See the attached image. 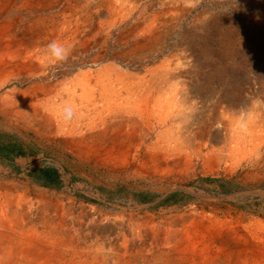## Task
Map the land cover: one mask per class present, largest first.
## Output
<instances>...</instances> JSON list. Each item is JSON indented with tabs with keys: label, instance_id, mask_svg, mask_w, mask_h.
Listing matches in <instances>:
<instances>
[{
	"label": "rangeland",
	"instance_id": "rangeland-1",
	"mask_svg": "<svg viewBox=\"0 0 264 264\" xmlns=\"http://www.w3.org/2000/svg\"><path fill=\"white\" fill-rule=\"evenodd\" d=\"M2 2L0 3V14L1 6L6 3V0ZM20 2L14 6L15 8H9L8 20L18 17L21 26L63 25L64 27L69 25L68 27L73 28L79 24L84 25L85 32H89L98 24L102 27V32L99 34L109 32L110 41L105 44L106 50L103 52L102 46L104 45L99 41L98 35L97 43L90 46L88 54L82 53L81 48H78L77 52L66 49L68 52L66 59H57L51 55L50 48L46 46L42 50L41 57L47 58L48 62L36 75L17 71H9L6 74L5 84L0 90V144H7L4 147L0 146V204L3 202L4 210L1 214L4 218L2 215L1 217L4 220L9 219L12 222L13 219H17L14 221L15 228L10 232L11 238L21 242L20 236L23 232L20 235L16 224L26 215L35 220L44 214L43 216L47 219L56 221L61 216L66 218L69 224L74 225L72 231L76 232L79 249L84 253H89L93 249L97 251L104 248V250L112 249L120 239L122 241L123 237L131 241L132 238H136L139 227L149 222L150 229H154L149 237H144L148 239L149 244L143 249L132 250V252L127 250L126 253L133 257V254L137 255L140 252L150 258L151 254L156 255L159 249V242H157L159 231L157 230L170 226L173 220L181 217H189L192 214L213 216V210L219 208L236 211L248 218L264 220V0H35L36 6L30 10L20 9L22 6ZM37 4L41 6L37 8ZM107 5L108 7H104ZM108 10L111 12L117 10L119 14H127L125 25L110 27L112 19L108 18ZM153 19L157 20L153 39L147 44L137 45L139 39L129 34L130 29L137 23L149 25L153 23ZM6 20L0 18V23ZM157 38L158 40H154ZM165 55L171 57L167 59ZM173 61H176L173 64L177 63V65L167 67ZM110 65L118 67L125 75L135 78L131 79V84L127 85L129 87L119 88L113 85L115 87L113 90L126 93L125 97L119 96L121 100L117 102L121 105L127 104L129 110L132 109L127 111L129 117L133 114L141 116L140 120L130 117L131 121L135 120L138 124L140 122L139 126H123L119 119L117 127L116 123L110 122L112 120L109 117V121H104L101 129L102 132H110L107 136L96 134L85 136V133H82L78 136H66L65 140L58 141L57 145H61L59 151L61 150L60 153L65 156L63 158H19L18 156L27 153L21 148L20 143L15 145L17 141L15 136L9 135L7 130L13 129L16 124L22 125L23 123V125L31 126L35 117L26 116L25 120L20 118L18 110L21 103H28L32 95L28 96L25 101L18 102L17 94L25 92L36 84L52 85L51 88L55 86L52 91L57 87H70L71 90H76L80 88L82 72H86L88 76L85 77L90 83L96 81V87L101 89L97 84L101 78L97 74L102 67ZM74 73H78L80 78L70 82L61 79ZM149 76L159 77L161 80L167 78L166 85L163 84V88H167L160 91V94L153 91L150 96L148 95L149 100L143 103L142 93L148 88L142 82ZM50 79L54 81L49 82ZM21 85H24L26 89L19 91L17 87L20 88ZM174 94L177 97L175 99L180 98V104L183 106L181 109L184 114L186 113L185 121L182 120V127L189 128L188 132L191 134L203 132L202 135L207 136L206 140L211 145L215 159L212 160L206 172L203 169V161H199L189 175L190 178L181 179L185 180L183 183L179 180L173 184L168 182L157 184V182L134 175L132 169H127V172L119 175L103 170L82 168V159L78 157L82 155L81 148L69 147L72 142L91 141L93 138V143H96L103 137L106 138L103 140L116 139L128 141V144L133 140H138L139 144L149 142L158 125L157 115L169 114L170 109L174 107L176 109L179 105V101L173 99ZM111 95L116 94L112 92ZM185 96L187 99L185 98L184 101L182 98ZM158 97H161L162 103H156ZM107 111L108 108H106L108 116ZM167 116L169 119H167L166 128L172 126L170 116ZM50 125L48 122L47 126ZM86 130L90 128L87 127ZM131 153H135L134 148L131 149ZM108 176L116 180L112 181L107 178ZM48 178L50 183L46 184ZM13 184L30 185L35 190L46 192L50 197L48 200H51V205L45 208L43 206L45 201L41 202L34 193L26 194L25 190L20 191L21 193L17 192L16 195L11 191ZM3 195L6 196L5 200ZM8 200H12V209L18 212L13 219L4 214ZM56 201L62 207L59 211L53 207ZM28 205L30 206L26 207ZM39 210H42V213ZM94 220L95 224H92ZM76 223H80L81 226L85 224L82 231L84 233L82 235L85 236L79 233L75 227ZM28 227L25 230L28 236H35V233L40 235L44 231L40 226H37V229L34 224ZM174 231L180 232V229L177 228ZM16 247L13 248L14 251L22 250ZM135 264H143V262L136 261Z\"/></svg>",
	"mask_w": 264,
	"mask_h": 264
},
{
	"label": "bare ground",
	"instance_id": "bare-ground-1",
	"mask_svg": "<svg viewBox=\"0 0 264 264\" xmlns=\"http://www.w3.org/2000/svg\"><path fill=\"white\" fill-rule=\"evenodd\" d=\"M2 1L3 0H0V3ZM19 1H21L20 4L22 5L20 9L25 8V10L26 9L30 10L31 8H34V6H36L34 3L35 0H6V3L4 5L2 4V6H1L0 18L8 20L7 17H8L9 8H12V7L15 8L14 6ZM112 1H114V0H112ZM123 2H125V1H123ZM123 2H121V3H123ZM50 3H52V2H50ZM111 3H113V2H111ZM20 4H18V5H20ZM40 4H39V6L37 4V8L41 6ZM125 4H126V2H125ZM51 5H53V4H51ZM118 6H119V3H118ZM104 7H108V5L104 6ZM72 8H73V6H72ZM83 8H84V6H83ZM126 8H129V7H126ZM90 9H92V8H90ZM112 9H114V8H112ZM117 10L115 12H113V11L111 12V10H108L109 11L107 13L108 18L112 19L110 27H114L116 25H125V23L127 21V18H126L127 14H119V12H117ZM133 10H135V9H133ZM123 13H124V11H123ZM125 13H128V12H125ZM99 15H101V14H99ZM129 15H130V12H129ZM74 17H76V16H74ZM77 17H79V16H77ZM80 17H82V16H80ZM143 17H144V15H143ZM20 19H21V17H20ZM43 19H45V18H43ZM7 20L4 23H0V90H1V87L5 84V81H6L5 79L7 77L6 74L9 73V71H17V72H23V73L29 72L32 75H36L40 71V69H42L48 62L47 58L41 57L43 48H46V46L49 47V45L54 41L56 43H58L59 45H61L64 49H67V50H70L73 52H77V51H79L78 48H81L82 53L88 52V50L91 48L90 46L96 42V38L98 35L100 38L99 41L103 42L101 44L104 45V46H102L103 52H105V50H106L105 44H107L108 41H110L109 40L110 39V33L109 32L104 33L102 35L99 34V32H102V27H100L101 25H98V24L93 29L89 30V32H85L86 28L83 27L84 25L80 26L79 24L74 26L73 28L68 27L69 25L64 26V27H62L63 25L62 26L57 25V26H52V27L30 26V25L21 26V25H19L18 17L17 18L14 17L12 19L10 18V20H8V21ZM156 21H157L156 19H153V21H152L153 23H151L149 25L144 24V23H142V24L137 23L136 26H134L132 29H130L129 34L134 36V38L139 39L137 42V45L147 44L153 39V36L155 35V27H156L155 23H156ZM95 22H96V19H95ZM131 24H133V23H131ZM81 25H82V23H81ZM129 28H130V26H129ZM126 35L127 34H125V36ZM129 37H131V36H129ZM119 40H121V39H119ZM154 40H158V38L154 39ZM151 44H153V43H151ZM135 46H136V44H135ZM51 55L55 56L52 51H51ZM165 56H167V55H165ZM170 57L167 56V59ZM102 59L103 58H101V60ZM174 62H176V61L170 62L167 65V67L176 66L177 63L173 64ZM164 67H163V69H164ZM181 68H183V67L181 66ZM164 71H165V69H164ZM169 73H171V72H169ZM85 76H88V75L87 74L83 75L82 81L79 82V86H80V88H82L83 91H86V90L89 91L88 89H90L89 85L91 83ZM97 76L98 77L100 76V78H101V81L98 82L97 84L102 89L100 97L103 99V104H105L104 107L108 108L109 117L111 118L113 116L112 110H116V112L121 111V113L123 112V114L120 116V120L122 121L123 126L133 125L134 127H138L139 126L138 122H136L135 120L131 121L130 117L128 116L127 111H130L132 109L129 110V107L127 106V104L126 105L116 104L115 103V96L111 95L112 89L115 88L113 85H117L119 88H121V87L124 88L125 86L131 84V79H135V78H132L130 75H125L118 67H115L114 65L102 67L100 72H98ZM173 78L176 79L175 76ZM166 79L164 78L163 80H161L159 77H152V76L144 78L145 81L143 80L142 84H145V87H147L148 89L146 88L147 94L143 95L142 101L146 102L149 99L148 95L150 96V93H152L153 91H155L154 93L158 92L160 94V91H162L164 88L166 89L167 87L163 88V84L165 86L167 83ZM134 81L135 80H133V82ZM51 87H52V85H43V86L40 84L32 85L25 92L19 93V95L17 94L16 100L18 102H23L28 98V96H30V95L33 96L34 92H36V94L44 93V92L49 93L52 91V89L55 86L53 88H51ZM127 87H129V86H127ZM135 88H137V87H135ZM175 88H177V87H175ZM137 90H139V89H137ZM171 90H173V89H171ZM185 90H188V89H185ZM73 92H74V90H72V93ZM93 97H92V94L90 93L89 95H85L84 99H85V101H90L93 99ZM186 97L187 96H185L182 99H184V101H185ZM175 98H177V97L174 94L173 99H175ZM160 99H161V97L156 98V103H158V104L162 103ZM179 99H175L176 101H179L178 102L179 105H177L176 109H175V107L173 109H170L169 114L168 113H162V115H160V114L157 115V117H158V120H157L158 123L157 124L158 125H157V128H155V130L153 129L154 134H153V136H151L153 138H151L149 142H142L139 144L137 142L138 140L137 141L133 140L130 142V144H128V141H119L116 139H110L107 141V140H103V138H104L103 137L102 140H99V141L96 139L97 140L96 143H93L94 142L93 138L91 139V141H89V140L88 141L87 140L86 141L85 140L74 141V143L72 142V144L69 147H74L75 149L81 148L80 151H82V155H78V157L82 159V168L83 169L96 170V171L103 170L107 173L119 174V175L127 172L126 171L127 169H132L134 175L141 177L143 179L150 180L152 182H157V184L158 183L163 184L165 182H168L169 184H173V183L178 182L181 179L190 178L189 175L192 173L195 164L198 163L199 161H203V163L202 162L201 163L204 165L203 169L206 172L209 169L208 166H210V163L212 162V160L215 159V158H213L214 156H213L211 145L206 140L207 136L202 135L203 132L198 133V134H196V133L191 134L188 132L189 128H186V127L183 128L182 127V124H183L182 120L185 119L186 113L184 114L183 110L181 109L183 106L180 104ZM17 101H16V103H17ZM189 102H191V101H189ZM167 107H166V109H167ZM188 107H190V105ZM193 110H194V108H193ZM140 112H142V111H140ZM209 113H211V111ZM194 114H196V112ZM194 114H193V117H194ZM167 115L170 116L172 126L166 128V126H168L167 125V119H169ZM208 116H210V115H208ZM105 119L106 118H103L102 122H104ZM110 122H112V121H110ZM246 122H248V121H246ZM255 124H257V123H255ZM224 126H226V125H224ZM98 131H99L98 129L96 130L94 128H92L90 130V132H92V133L98 132ZM260 131H261V129H260ZM199 132H201V131H199ZM219 132H221V131H219ZM82 133H84V132H82ZM109 133L110 132H108V131L107 132H101L100 131V132L95 133V134L98 136H107V135H109ZM243 133H245V132H243ZM150 134H151V132H150ZM229 136H230V134H229ZM104 139H106V138H104ZM222 140H224V139H222ZM232 141H234V140H232ZM132 148L135 149V153H131ZM216 163H218V162H216ZM213 164H214V162H213ZM200 168L201 167H199V169ZM209 171L211 172V170H209ZM107 178H109L112 181L116 180L112 176H108ZM183 181H185V180H183ZM183 181L181 183H183ZM5 184H7V183H5ZM171 187H172V185H171ZM16 189H17V187H16ZM26 193H28L27 190H26ZM35 195L37 198H40L41 202L45 201L44 204L42 203L45 208H48L51 205V200L50 201L48 200V198H50V197L47 195L46 192L37 190L35 192ZM9 198H11V196H9ZM11 201L8 202V207H7L8 209H10V207H12L11 205L13 202L11 203ZM4 203H6V202H4ZM29 206L30 205H28L26 207H29ZM53 207L56 208L58 211L62 208L61 205L58 204L57 201L54 202ZM215 207H217V206H215ZM69 209H70V207H69ZM71 209H72V207H71ZM11 210H12V208H11ZM39 211H40V213H42V210H39ZM5 212H7V210H5ZM5 212H4V214H7ZM23 214H27V213H23ZM213 214H214L213 216H206L205 214H192V215H189V217L184 216V217L179 218L178 220H173V222H171L169 224L170 226H168V227H161L159 230H157V231H159L157 234L158 236L156 235L158 237L157 242H159V249L155 248L156 250L157 249L158 250H157V254L154 256H152V254H153L152 253L153 250H152V252H151L152 254L150 253L152 257L150 256V258H148V256L145 257L144 254H142L140 252H139V254L137 253V255L133 254V257L131 254L126 253L127 250L129 252L130 251L132 252V250L135 251L136 249H140V248L143 249V247H146V245L149 244L148 239L144 238V237H149V234L152 233L154 231V229L153 228L150 229V227L148 225V223H149L148 221H147L148 222L147 225H145V226L141 225L139 227L138 232L135 231L137 233L136 238L131 237L132 238L131 241L129 239H127L126 237H123L122 241L120 239V241H118L117 245L114 246L112 249L107 248V250H104L105 249L104 248V249H100L99 251H97V249H93L92 251L90 250L89 253H84L78 247L79 241H78V238L76 237L75 230H74V232L72 231V229L74 228V225L69 224L66 221V218H64V217L60 216V219L58 221H56V220L47 219L45 216H43L44 215L43 214V215L38 216L35 220L32 221L29 216H25V218L22 216L23 219L21 221L18 220L19 223L17 221V224H16V226H18L17 229L20 230L19 231L20 235H21V232H23L22 235L20 236L21 242H17L18 240L16 241L15 239L11 238V236H10V232L12 231L11 227L13 225L12 222H10L9 219L7 221L4 220L3 219L4 215L0 214V232L5 231L4 232L5 234L4 233L0 234V255H2L0 257L1 258L0 264H13V263L14 264H135L136 261H142L143 264H264V220L263 219L248 218V217H245L243 214H240L236 211H232L229 209L217 208V209L213 210ZM1 215L3 216V218L1 217ZM93 216H95V215H93ZM14 217L15 216L13 215V218ZM13 218H11V219H13ZM144 218H146V217H144ZM16 220L17 219H15V220L13 219V222ZM149 220H151V219H149ZM137 222H139V221H137ZM93 223L95 224V220H94V222H92V224ZM97 223H98V221H97ZM131 223H133V222L131 221ZM144 223H146V222H144ZM33 224L35 227L40 226V228L44 230L43 233H41L40 235L38 233H35L36 234V235L34 234L35 236H28L29 235L28 233L25 234L26 227L28 225H33ZM84 225L81 226L80 223L75 224V227L77 228L79 233L81 232L80 233L81 235L83 233L82 231H83ZM130 227H132V225ZM81 228H82V230H81ZM177 228L180 229V232L174 231ZM37 229H38V227H37ZM89 229H91V228H89ZM80 234H79V237L81 236ZM82 236H85V235H82ZM82 236H81V238H82ZM106 236H107V234H106ZM108 243H110V242H108ZM103 245H105V244H103ZM114 245H115V243H114ZM15 246H17L16 248H18V249L21 248L22 250H15L14 251L13 248H15ZM97 247L99 248L98 245H97ZM124 252L127 255H125Z\"/></svg>",
	"mask_w": 264,
	"mask_h": 264
},
{
	"label": "crops",
	"instance_id": "crops-1",
	"mask_svg": "<svg viewBox=\"0 0 264 264\" xmlns=\"http://www.w3.org/2000/svg\"><path fill=\"white\" fill-rule=\"evenodd\" d=\"M85 73L86 72L84 73L82 72V77ZM76 78H80L78 73H74L73 75L68 77H62L61 79L70 82ZM52 81L54 80L50 79L49 82ZM44 82L46 83V81ZM17 89L19 91H23L24 89H26V87H24V85H21V87L20 88L17 87ZM88 90L89 91L87 90L83 91L82 88H78L74 90V92L72 93L70 87H57L49 93L44 92V93L34 94L33 96H31V99L30 101H28V103L21 104L18 110L19 111L18 115H20V118L25 120L26 116H30V117H35V120L32 121L33 124L31 126L23 125V123L22 125L16 124L13 127V129L7 130V133L9 135L15 136L17 140L15 141L16 142L15 145H19L20 143L22 146L21 148L24 149V151L27 153L24 155H20L18 157L29 158V159L55 158V157L63 158L65 156L60 153L61 150L59 151L61 145H57V142L61 140H65L66 136H71V135L78 136L81 135L82 132L85 133V136L95 135V133L100 132L102 129L103 118H106L105 121L106 120L109 121V119H111L112 124L116 123L118 127L119 119L122 114H120L119 111L116 112V110H114L113 116L111 118H109V115L107 116L106 108L104 107L103 104V99L100 97L102 90L96 88V81H94V83L91 82V87ZM111 92H115L116 94L115 95L116 104L121 100L119 98V95L121 97L126 96L125 92L118 93L117 90H113ZM90 93L92 94V97L94 96L93 99L90 101H85L84 99L85 95H89ZM142 94L143 95L147 94V92L144 91ZM68 110H70V112ZM130 117H132L135 120H140L141 118V116L137 114H133ZM48 122L49 124H51L50 126H47ZM86 126L90 128V130L94 128L96 130L99 129V131L92 133L90 132V130H86L87 129ZM4 145L7 144H0L1 147H4ZM12 187L13 188L11 191L15 194L17 192L27 190L28 194L31 193L32 195L33 193L35 194V192L37 191L30 185L24 186V185L13 184ZM7 191L10 192V190ZM5 198L6 196H4V199ZM8 202H10V200L7 201V207H8ZM2 204L3 202L0 204V207L2 208V209L0 208V214L3 213ZM11 208L12 207H10V209L8 208L6 209L8 211L6 215L8 216L12 215L11 217L13 218V215H15L18 212L13 209L11 210ZM12 224H13L12 227L15 228L14 226L15 222L12 221ZM28 226L32 227V225H28ZM12 227L11 229H13Z\"/></svg>",
	"mask_w": 264,
	"mask_h": 264
},
{
	"label": "clouds",
	"instance_id": "clouds-1",
	"mask_svg": "<svg viewBox=\"0 0 264 264\" xmlns=\"http://www.w3.org/2000/svg\"><path fill=\"white\" fill-rule=\"evenodd\" d=\"M50 50L53 52V54L58 58V59H66L67 58V50L64 49L61 45L56 43L55 41L52 42L49 45ZM70 112V110H68Z\"/></svg>",
	"mask_w": 264,
	"mask_h": 264
},
{
	"label": "trees",
	"instance_id": "trees-1",
	"mask_svg": "<svg viewBox=\"0 0 264 264\" xmlns=\"http://www.w3.org/2000/svg\"><path fill=\"white\" fill-rule=\"evenodd\" d=\"M48 180V181H47ZM46 180V184L50 183L49 178Z\"/></svg>",
	"mask_w": 264,
	"mask_h": 264
}]
</instances>
